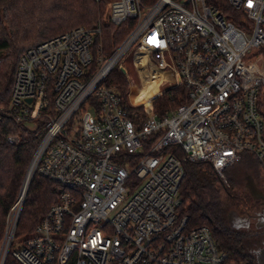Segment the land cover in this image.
Listing matches in <instances>:
<instances>
[{
    "label": "built area",
    "instance_id": "2783aa9c",
    "mask_svg": "<svg viewBox=\"0 0 264 264\" xmlns=\"http://www.w3.org/2000/svg\"><path fill=\"white\" fill-rule=\"evenodd\" d=\"M108 1L112 25L133 21L111 54L95 47L100 27L80 26L19 60L2 110L39 142L6 218L0 264H244L183 213L176 153L210 163L225 186L244 154L264 165V0H228L240 26L207 0ZM131 52L144 89L170 71L186 101L158 117L153 102L165 91L123 100L106 80ZM35 175L57 185L58 200L17 237Z\"/></svg>",
    "mask_w": 264,
    "mask_h": 264
},
{
    "label": "trees",
    "instance_id": "16d2710c",
    "mask_svg": "<svg viewBox=\"0 0 264 264\" xmlns=\"http://www.w3.org/2000/svg\"><path fill=\"white\" fill-rule=\"evenodd\" d=\"M228 20L240 26L242 15L231 8L228 0H207ZM109 1L100 0H0V242L6 218L16 201L39 137L24 123L15 122L5 108L9 102L17 65L24 52L47 39L70 29L84 26L100 27L95 47L109 55L127 36L133 21L114 26L107 20ZM114 86L123 100L127 99L129 84L122 70L115 68L106 80ZM187 89H167L154 101L158 117L186 101ZM16 136L17 143L8 138ZM185 176L180 187L183 213L192 225L210 227L218 247L233 262L256 264L255 257L246 253L243 240L246 233L230 225L229 211L239 208L243 197L227 188L208 162L184 159L179 151ZM233 184V180H229ZM55 183L35 175L29 186L18 226V234L31 233L50 207L58 200Z\"/></svg>",
    "mask_w": 264,
    "mask_h": 264
},
{
    "label": "rangeland",
    "instance_id": "374dc122",
    "mask_svg": "<svg viewBox=\"0 0 264 264\" xmlns=\"http://www.w3.org/2000/svg\"><path fill=\"white\" fill-rule=\"evenodd\" d=\"M135 56L136 52L129 53L122 61L120 67H117L120 70L123 69L128 75V78H126V80L129 84V93H131L130 95H132L133 93L131 92L133 88L137 91L138 88L143 90L144 84L143 74H141L140 69L137 67ZM165 56L168 59V55L166 54ZM166 77L167 82L155 85L154 89L151 91L152 95H157L160 92L166 91L167 89L175 85L176 80L172 72L168 71L166 73ZM29 126L33 125L29 124ZM225 177L228 180V186L226 185V187L234 191L235 194L237 193L241 197L245 198L244 202L240 203L239 208L232 207L230 209L229 215H233L236 218L240 217L244 220L247 218L248 213L259 215L261 213L260 210L262 207L259 202L255 201L251 190L255 189L257 191H260V194H264V165L260 163L252 154L246 153L243 155L241 161L237 162L226 170ZM230 179L233 180V184L229 182ZM251 181L254 184V186L251 184L253 186L252 189H250L251 187L248 186V183H250ZM229 224L232 225L230 222ZM237 230L246 233L243 240L244 250L246 253L253 254V256L255 257V263L259 264V254L257 253V250H259L264 243V234H259L258 232H264V228L260 230L257 229V224H255V221L252 220L250 222V228H238ZM29 234L19 235L17 227V237H24Z\"/></svg>",
    "mask_w": 264,
    "mask_h": 264
},
{
    "label": "flooded vegetation",
    "instance_id": "af4514ba",
    "mask_svg": "<svg viewBox=\"0 0 264 264\" xmlns=\"http://www.w3.org/2000/svg\"><path fill=\"white\" fill-rule=\"evenodd\" d=\"M253 182L251 181L250 183H248V186L251 187L250 189L253 188ZM252 191V195L255 199V201L259 202L260 205H261V210H260V214L257 215V214H253V213H248L247 214V218L244 220L240 217L236 218L234 217L233 215H229V219H230V223L235 226V225H242V224H246V223H249L250 221H255V224H257V227L258 225H261L264 223V195L263 194H260V192H258L257 190H251ZM259 234H264V232H258ZM264 244V243H263Z\"/></svg>",
    "mask_w": 264,
    "mask_h": 264
},
{
    "label": "bare ground",
    "instance_id": "6f19581e",
    "mask_svg": "<svg viewBox=\"0 0 264 264\" xmlns=\"http://www.w3.org/2000/svg\"><path fill=\"white\" fill-rule=\"evenodd\" d=\"M154 87H151L148 90H142L141 93L138 96L131 95L133 101H135V99L137 101H146V100H148V98L152 95V92L151 91L154 89ZM29 181H30V177L28 176L27 179H26V181H25L24 191L26 190V188H27V186L29 184Z\"/></svg>",
    "mask_w": 264,
    "mask_h": 264
},
{
    "label": "crops",
    "instance_id": "0c3cea01",
    "mask_svg": "<svg viewBox=\"0 0 264 264\" xmlns=\"http://www.w3.org/2000/svg\"><path fill=\"white\" fill-rule=\"evenodd\" d=\"M135 88H136V87H135ZM133 89H134V88H133ZM133 89L131 90V92H133L132 95H133V96H138V95H139V92H140V91H139V88H138V91L135 90V89L133 90ZM148 89H149V88H148ZM148 89H147V90H148ZM140 90H141V89H140ZM143 90H146V89H144V87H143ZM130 94H131V93H130ZM151 96H153V95H151ZM151 96H150V97H151ZM150 97H149V98H150ZM136 98H137V97H136ZM258 192H260V191H258ZM261 194H262V193H261ZM263 195H264V194H263ZM250 222H251V221H250ZM250 222H249V223H246V224H242V225H235V226H233V227H235V228H237V229H238V228H241V229H248V228H250ZM263 228H264V223L261 224V225H258V227H257V229H259V230H260V229H263ZM263 247H264V244L260 247L259 250H257V253H259L260 250H261Z\"/></svg>",
    "mask_w": 264,
    "mask_h": 264
},
{
    "label": "water",
    "instance_id": "95a60500",
    "mask_svg": "<svg viewBox=\"0 0 264 264\" xmlns=\"http://www.w3.org/2000/svg\"><path fill=\"white\" fill-rule=\"evenodd\" d=\"M259 254V264H264V247L260 250Z\"/></svg>",
    "mask_w": 264,
    "mask_h": 264
},
{
    "label": "snow or ice",
    "instance_id": "6c2138e0",
    "mask_svg": "<svg viewBox=\"0 0 264 264\" xmlns=\"http://www.w3.org/2000/svg\"><path fill=\"white\" fill-rule=\"evenodd\" d=\"M152 42H155V38H153V39L150 41V43H152Z\"/></svg>",
    "mask_w": 264,
    "mask_h": 264
}]
</instances>
